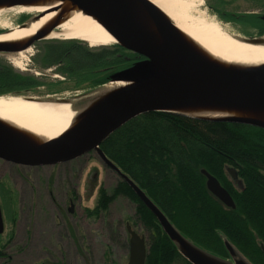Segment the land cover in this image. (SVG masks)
I'll use <instances>...</instances> for the list:
<instances>
[{
  "label": "trees",
  "instance_id": "16d2710c",
  "mask_svg": "<svg viewBox=\"0 0 264 264\" xmlns=\"http://www.w3.org/2000/svg\"><path fill=\"white\" fill-rule=\"evenodd\" d=\"M82 46L81 42H64L54 54L78 85L107 84L118 67L127 69L142 60L121 46L103 48L97 54ZM45 60L49 62V51ZM3 76L14 79L12 74ZM100 148L183 237L228 259L225 238L250 263L264 264V128L150 112L116 130ZM227 166L240 168L248 182L245 191H234L235 210L213 197L201 172L204 169L225 182ZM99 195L90 212L97 218L119 196L137 205V217L150 235L146 264H193L126 181L112 194L101 190Z\"/></svg>",
  "mask_w": 264,
  "mask_h": 264
},
{
  "label": "rangeland",
  "instance_id": "374dc122",
  "mask_svg": "<svg viewBox=\"0 0 264 264\" xmlns=\"http://www.w3.org/2000/svg\"><path fill=\"white\" fill-rule=\"evenodd\" d=\"M204 1L205 4L201 10L220 23L213 12L209 11V4H213L212 0ZM259 8V5L246 1H238L227 7L228 10L235 13L234 15L241 17L253 11L257 12L260 10ZM216 13L218 14L217 11ZM25 15H28L29 18L34 14H12V16L9 15V18H12V24L18 25L27 19H23ZM2 32L4 30H0V33ZM240 37L252 39L244 35ZM63 43L64 40L61 39L43 38L34 42L28 48L32 49V52L26 56L24 62L25 69L33 72L20 70L13 65V58L18 53L0 51V97H36L39 93L48 95L45 87L49 84V91L51 92L63 89L61 91L69 93L65 94L67 97L73 98L78 93H80V98L88 97L80 104L78 103L76 107L74 106L76 113L81 112L79 115L84 114L93 105L100 102L103 98L94 95L100 90V85L91 86L85 82L83 86L69 79H54L55 74H62L61 69L54 68L59 61V59H55L54 54L57 55L58 51H61L59 46ZM82 43L96 54L103 48L122 46L117 43L112 46L91 48L88 43ZM47 51H49V62L45 60ZM127 54L131 55L132 53L128 52ZM128 58L130 59V57ZM141 59L143 58L141 57ZM123 67H118L114 70L115 72H112L113 83L125 82L115 78L116 75L125 71ZM5 74L14 75V79L12 81L9 77L5 79L3 76ZM40 74L44 75L41 76ZM28 88H32L27 93L29 95L20 92ZM114 92H110L104 98ZM92 95L94 97H91ZM123 180L115 171L103 163L95 151L76 160L44 167L21 166L0 160V196L6 200H11V204H7V208L4 206L7 211V218L16 217L15 223L8 225L9 232L7 233L10 234L13 227L15 229L13 230L14 236L17 235L16 242L14 244L7 242L9 246L6 248L0 241V264H49L51 263L49 252L54 258L64 254L70 259L77 260L78 264H128L131 236L127 231V225H131L134 231L147 239V245L150 236L137 217V205L125 196H119L110 205L108 211L103 212L100 217H91L89 212L95 209L99 201L100 190L112 194ZM68 191H72L71 194L75 196L77 208L67 223L68 227L62 228L64 233L60 235L65 242L62 244L57 239L58 234L55 233L58 230L56 226L61 221L56 216V208L51 200V193H53V199L57 197L60 203H65L67 196L69 199H73L71 195H67ZM78 195L81 196V202H78ZM66 204L69 208L70 203L66 201ZM87 210L89 211L86 212ZM65 215L67 217L66 213ZM86 216H90V218L88 219ZM109 225L118 229V235L120 233L117 245H115V241L110 240L109 233L104 232ZM27 230L28 233L26 234ZM103 232L105 235L102 236ZM51 233L54 235L53 240L49 239ZM226 241L229 243L232 252L228 253L230 261L217 258L188 239L178 240V243L183 245L187 243L189 250L186 253L191 257L203 259L207 264H215V261L216 264H252L248 259L239 255L238 250L230 241ZM49 243H51V248H49Z\"/></svg>",
  "mask_w": 264,
  "mask_h": 264
},
{
  "label": "bare ground",
  "instance_id": "6f19581e",
  "mask_svg": "<svg viewBox=\"0 0 264 264\" xmlns=\"http://www.w3.org/2000/svg\"><path fill=\"white\" fill-rule=\"evenodd\" d=\"M204 0H118L116 9L125 15L140 40L151 50L173 61L172 72L182 73L176 56L163 48L165 41L146 5L160 17L177 43L196 60L224 72H251L264 68V36L241 38L201 10ZM34 14L18 25L9 15ZM0 48L18 53L13 65L25 69L36 37L86 42L91 48L125 44L123 35L96 13L73 0H0ZM28 49V50H26ZM131 82L104 85L95 96L124 90ZM92 95L91 97H94ZM88 97L56 100L0 97V130L26 148L58 141L80 129L99 113L102 100L84 114L75 107ZM75 106V107H74ZM191 117L242 120L264 126V106H237L211 102L178 103L165 108Z\"/></svg>",
  "mask_w": 264,
  "mask_h": 264
},
{
  "label": "water",
  "instance_id": "95a60500",
  "mask_svg": "<svg viewBox=\"0 0 264 264\" xmlns=\"http://www.w3.org/2000/svg\"><path fill=\"white\" fill-rule=\"evenodd\" d=\"M73 1L96 13L97 16L119 31L126 44L121 45L144 60L115 76L116 79L131 82L130 87L116 91L104 98L96 117L58 141L37 148H26L13 143L0 130V160L21 166L44 167L76 160L95 151L103 163L115 171L138 194L157 217L164 231L176 242L180 251L193 264H207L203 259L191 257L186 253L189 250L187 243H185L186 245L178 243V240L186 239L146 194L107 158L100 147L112 133L130 120L150 112L173 114L165 108L178 103L211 102L237 106H264V68L251 72L232 73L214 69L196 60L177 43L167 25L151 10L149 5H146L157 29L165 39L163 48L176 56L182 67V73H173V61L161 53L154 52L140 40L128 18L116 9L118 0ZM40 39L42 37L34 38L29 43V47ZM0 51L6 50L0 48ZM174 114L207 121L236 122L264 128V126L249 121H227ZM202 174L207 179L209 192L228 208H235L230 193L221 186L219 181L205 170H202ZM234 176L236 177V175ZM2 230L3 223L0 212V233ZM127 231L131 236L128 264H146L145 238L139 236L130 225L127 226ZM225 244L230 253L229 243L225 241Z\"/></svg>",
  "mask_w": 264,
  "mask_h": 264
},
{
  "label": "flooded vegetation",
  "instance_id": "af4514ba",
  "mask_svg": "<svg viewBox=\"0 0 264 264\" xmlns=\"http://www.w3.org/2000/svg\"><path fill=\"white\" fill-rule=\"evenodd\" d=\"M238 1H243V2H252L255 3L257 5L260 6V10H258L257 12L253 11L252 13H247L246 15H244L243 17L239 16V15H234L235 13L231 10H228L227 7L233 5L234 3L238 2ZM213 4H209V11L213 12V15L215 16V18L220 19V21L223 23V25L230 30L232 33L235 34H241V35H245V36H260V34L262 32H264V0H212ZM222 5V6H221ZM215 11V12H214ZM216 11L218 12V14L216 13ZM221 12V14H220ZM235 16V17H232ZM28 16H24L23 19H26ZM244 29V30H240V29ZM248 28V29H247ZM246 30H248L247 32H245ZM57 70H60V72L62 74H55L54 79H60V80H67L69 79L71 81V77L69 76V74L67 72H64V62L63 60H59L58 63L55 65V67ZM26 72H33L32 70H25ZM41 76H43L44 74H40ZM48 76V75H46ZM67 77V78H66ZM72 81L76 82L75 79H72ZM40 83V82H39ZM29 85V84H27ZM26 85V86H27ZM47 85V84H46ZM42 86V85H40ZM45 86V84H44ZM84 86V85H83ZM37 88H39V86H37ZM47 93L49 94L50 97H55L58 98V100H69V99H79L80 93H78V95H74L75 97L71 98V97H67V95L65 96V94H69V93H64L63 89H59L56 90V92H51L49 91V84L45 87ZM66 89V88H65ZM30 90H32V88H28L25 90H21L20 92L22 94H27ZM39 90V89H38ZM76 91V90H75ZM29 95V94H27ZM72 95V94H71ZM47 96V94H43V93H39L37 94V97H44ZM27 97V96H25ZM190 118V117H188ZM195 119V118H192ZM202 120V119H201ZM203 170V169H202ZM201 170V172H202ZM232 171V173H231ZM123 173V172H122ZM209 173V172H208ZM210 174V173H209ZM212 175V174H210ZM236 175V177L234 176ZM214 176V175H212ZM224 176H225V182H223L222 180H220L219 178L215 177L219 183L221 184V186L223 188H225L231 195L234 204H235V208H228L227 206H225L220 200H218L217 198H214L224 207H226L228 210H235L236 207L238 206V203L235 201L236 199H234L235 196L234 195V191H240L243 192L245 191V188L248 184L247 179L241 176V170L240 168L236 167V166H227L224 168ZM206 180V186H207V179ZM117 188V187H116ZM101 192V190H100ZM72 191H68L67 195H71L73 197V199H69V197L67 196V199L65 200V203H60V201L58 200L57 197H55L54 199L52 198L53 193H51V200L54 202V207L56 208V216L57 218L61 221L60 223L57 224V228L58 232L55 231V233L58 234L57 239L59 242H61L62 244H64V240L61 237L60 234H63L64 232L62 231V228L68 227V221L70 219V217H72L71 215H73L76 211L77 208V200H75V196L73 194H71ZM232 193V194H231ZM100 196V195H99ZM66 201H68L70 203V207L67 208V204ZM78 202H81V196L78 195ZM7 204H11V200H6L5 198H3L2 196H0V212H1V217H2V223H3V230L0 233V241L2 242L3 246L6 248L9 245H7V242H10V244H14L16 242V237L14 236V231L15 230L12 227V230L10 231V234L7 233L9 232V227L8 225L14 224L16 221V217L13 219H9L7 218V211L5 210V208H7ZM5 206V208H4ZM94 210V209H93ZM93 210L89 211L87 210L86 212H93ZM65 213L67 214V217L65 215ZM102 215V212L100 214V216ZM91 216V215H90ZM90 216H86V218H90ZM93 217L97 215H92ZM91 216V217H92ZM85 217V216H84ZM83 217V218H84ZM84 220V219H83ZM118 229L113 228V225H109V227L107 229L104 230V232L109 233V237L111 241H115V245H117V240L120 239V233L118 235ZM102 233V236L105 235V233ZM28 233V230L26 231V234ZM52 235H50L49 239L53 240L54 239V235L53 233H51ZM5 236V237H4ZM225 240V238H224ZM227 240V239H226ZM225 240V241H226ZM229 241V240H228ZM61 244V245H62ZM92 244V243H91ZM51 243H49V248H51ZM237 249V248H236ZM238 250V249H237ZM239 255L243 256L244 258H246L239 250H238ZM216 256V255H215ZM217 258L220 259H224L220 256H216ZM230 260V258H228ZM247 259V258H246ZM49 261L51 263L49 264H78L77 260L75 261V259H70L68 258V256L66 257L64 254H61L60 257L58 258H54L52 256V253L49 252ZM41 264H45V263H41Z\"/></svg>",
  "mask_w": 264,
  "mask_h": 264
}]
</instances>
